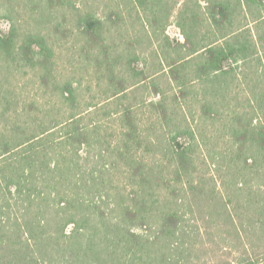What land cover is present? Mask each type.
Instances as JSON below:
<instances>
[{"label":"trees","instance_id":"1","mask_svg":"<svg viewBox=\"0 0 264 264\" xmlns=\"http://www.w3.org/2000/svg\"><path fill=\"white\" fill-rule=\"evenodd\" d=\"M131 1L146 9L150 0ZM187 13L186 8L178 15L180 36L164 31L155 38L141 17L154 50L153 67L158 68L148 75L136 42H129L124 53L128 61L119 70L133 75L135 83L119 82L115 98L107 99L116 104L150 84L157 97L138 105L156 117L149 129L157 140L140 128L137 104L121 111L98 102L83 104L78 81L54 84L70 109L60 122L32 115L38 106L21 107L14 89L0 81V264H233L217 254L220 243L199 224L195 209L205 223L216 216L224 221L226 239L241 249L238 264H264V0H199L196 10L191 7ZM2 19L10 18L0 15ZM111 20L116 25L123 18L116 13ZM80 21L88 39L101 38L100 18ZM7 27L0 26V68L40 66L51 74L53 50L45 40L28 36L19 43L14 26ZM109 52L106 46L102 50L107 58ZM109 71L108 81L114 82V69ZM161 78L172 86L169 91L158 86ZM236 80L248 85L254 116L242 122L233 115L229 131L238 165L230 169L234 185L223 195L205 193L194 181L199 145L184 110V104L192 106L185 90L201 87V114L214 121ZM207 96L220 99L215 103ZM100 111L103 119L97 117ZM179 113L187 125L184 130L173 120ZM114 119L120 121L118 132L107 125ZM145 141L151 147L164 144L159 158L137 156L132 147ZM95 150L100 158L90 154ZM120 161L122 172L136 184L126 199L112 178H105Z\"/></svg>","mask_w":264,"mask_h":264},{"label":"rangeland","instance_id":"2","mask_svg":"<svg viewBox=\"0 0 264 264\" xmlns=\"http://www.w3.org/2000/svg\"><path fill=\"white\" fill-rule=\"evenodd\" d=\"M198 1L150 0L147 2V6L150 8L144 9L143 6H137L131 0H0V15L10 18L9 21L2 19L0 26L8 29V24H12L17 33L16 40L19 43H22L28 36H34L45 40L53 50L51 74H48L40 66H23L12 69L4 65L0 68V81L4 82L5 87L14 89L15 93L13 92V94L19 98L21 107L38 106L36 110L33 109L32 115L37 113L45 121L55 118L59 122L66 118L70 109H67L60 101L54 84L56 82L62 84L67 80L78 81L82 84L80 101L83 104L98 102L106 108L112 105L111 109L119 111L130 104H137L135 116L140 122V128L143 129L145 136L157 140L158 136L152 134L149 129L156 117L152 116L150 108L143 104L138 105L149 97H157V93L154 92V88L150 84L138 87L135 94H129L128 98L118 100L116 104L113 103L115 99L110 102L107 99L117 91L119 82L135 83L133 75H126L119 70L123 66L122 62L128 61V57H124V53L129 52L127 47L129 42H136L134 48L136 47L135 50L140 55L142 54L143 60L148 64V75L158 68L157 65L153 67L155 62L154 50L145 37L146 34L144 35L141 17L149 22L147 30L155 38L160 37L164 31L172 36H180V28L176 25L179 20L178 15L185 12L187 8V15L190 16L191 7L195 11ZM116 13L123 18V21L114 25L111 18H114ZM167 13H170L169 18L165 19ZM89 16L98 17L104 22L103 33L98 41L88 39L80 27L82 26L81 18L84 19ZM105 46L111 51L109 52L110 58L102 54ZM119 53H121L119 56L121 59L117 60ZM100 64L102 65L100 66ZM110 67L115 72L114 82L108 81V78L111 77ZM167 82V79L161 78L158 86L169 91L172 86L170 87ZM236 82L230 85L232 93L223 97L225 100L221 104V116L214 121L201 114L202 102L198 99L204 97L199 91L201 87L198 88V86L194 87L193 85L188 86L185 90L188 98L192 100V106L189 107L184 104V110L189 114V123L197 136L195 144L199 145L195 153L196 167L194 170L196 172L194 181L200 185L205 193L212 190L217 193H215L216 195H223L227 190L226 188L234 182L231 180L232 172L230 169L238 167V165L233 161L234 158L237 159V152L233 150L232 145L235 142L231 140L229 131L232 124H235L233 115L241 116L242 122H248L254 116L251 107H248L249 101L246 96V90L249 89L248 85L238 84V80ZM248 82L250 83L249 80ZM252 93L250 92L251 95ZM207 97L212 101L215 100V103H218L220 99L219 97V99ZM97 117L103 119L101 111ZM173 120L182 130L186 129L187 125L182 113H179V117H174ZM107 125L111 127V131L118 132L120 130L119 120L114 119ZM117 138H115L116 142H118ZM111 146L124 148V144H111ZM163 146L164 144L160 142L151 147L145 141L140 147L134 145L132 148L137 152L138 157L151 161L155 157H160ZM90 154L100 158L98 150L92 151ZM107 162L108 164L113 163L112 160H107ZM119 164L120 166H117L105 178L111 177L112 185H116L118 191L126 199L127 193L136 184L131 182L127 174L122 172L123 163L120 161ZM110 190L114 191V188L111 187ZM225 197L227 199L226 195ZM235 205H238L240 210H244V207H241L239 203ZM195 213L199 224L207 231H212L215 241L220 243L221 250L217 251V254L222 255L227 262L232 261L233 264H238L239 258H241V249L236 248L231 239H226L224 221L220 223L219 217L216 216L211 223H205L200 217L202 212L195 209ZM208 225L211 226V229Z\"/></svg>","mask_w":264,"mask_h":264}]
</instances>
